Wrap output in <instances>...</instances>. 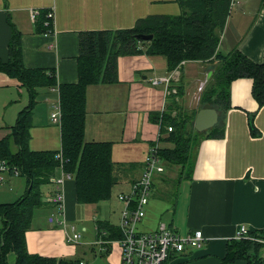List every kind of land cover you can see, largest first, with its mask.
Wrapping results in <instances>:
<instances>
[{
	"label": "crops",
	"instance_id": "crops-1",
	"mask_svg": "<svg viewBox=\"0 0 264 264\" xmlns=\"http://www.w3.org/2000/svg\"><path fill=\"white\" fill-rule=\"evenodd\" d=\"M49 9L54 13L50 25L45 18L42 20ZM35 10L37 14L32 20ZM181 12L174 0H0V64L8 61L7 47L13 35H17L22 65L27 69L40 68L55 79L52 87L36 88L28 149L61 153L60 125L52 122L49 115L59 101L57 87L77 82L79 31L127 29L148 15L176 16ZM227 16L218 44L222 54L236 49L261 64L264 0H230ZM40 21L43 25L39 27ZM115 63L117 82L85 88L83 134L85 143H107L111 147L110 161L117 178L113 186L119 190L114 197L119 219L122 204L116 200L117 195L126 192L139 178L149 145L167 136L153 114L173 118L180 111L190 114L199 110V96L208 81L206 72L213 70L208 63L192 60L169 71L164 57L145 53L121 55ZM151 79H166L167 83L153 85ZM229 87V107L212 106L216 124L198 132L193 130V119L192 125L184 129L190 131L183 132L184 137L196 136L197 140L193 149L195 166L189 178L176 177L178 192L172 204L160 195L159 199L167 203L161 202L162 207L153 210L150 204L156 199L148 201L144 216L160 219L143 224L144 218L139 225V230L149 231L158 220L179 236L201 231L203 241L198 248L171 254L166 264H245L243 259L223 262L228 241L233 240L240 224L250 233L264 229V105L259 106L251 97L250 78L235 79ZM27 101L28 94L20 82L0 67V140L11 131ZM157 144L172 147L168 142ZM58 168L53 177L61 172L63 181L55 183L52 178L39 188L40 204L23 233L24 248L32 255L73 259L79 264H120L119 248L111 240L119 233V220L112 222L106 208L112 194L105 201L78 204L73 177L61 166ZM172 169L178 171L177 167L166 168L169 172ZM159 178L162 184L171 177L156 175V180ZM27 187L26 179L19 174H0V203L18 200ZM154 187L153 182V191ZM57 188L62 194V209L49 201ZM161 210L170 215L168 222L162 220ZM62 221L66 223L64 228ZM71 226L81 235L75 244L65 243ZM14 257L9 253L6 264H13Z\"/></svg>",
	"mask_w": 264,
	"mask_h": 264
},
{
	"label": "trees",
	"instance_id": "trees-1",
	"mask_svg": "<svg viewBox=\"0 0 264 264\" xmlns=\"http://www.w3.org/2000/svg\"><path fill=\"white\" fill-rule=\"evenodd\" d=\"M174 1L182 8V12L176 16L148 15L132 28L78 32L77 82L57 87L58 107L61 110L60 160L56 157V151L38 152L27 147L36 88L52 87L55 79L40 68L27 69L22 65L19 38L13 35L7 47L8 61L0 64V67L20 82L28 94V101L16 116L11 131L0 140V159L15 165L18 174L26 179L28 187L18 200L0 203V264H6L5 257L9 253L15 256L13 264H79L73 259L29 254L24 248L23 233L29 228L34 208L40 204L39 188L51 182L59 166L73 177L75 201L78 204H93L110 198L111 188L117 183L113 173L114 163L110 161L111 147L107 143L84 142V101L87 86L117 82V57L141 53L161 56L169 71L176 69L182 62L195 60L208 63L213 74L205 83V90L201 94L203 96L199 99L202 105L209 102L214 107L223 106L227 109L229 85L231 81L242 78L251 79V97L259 106L264 105V58L261 64H256L236 49L224 54L219 49L220 34L228 17L230 0ZM37 24L39 27L43 25L41 21ZM136 34H152L153 37L143 42L137 39ZM194 113L180 111L173 118L153 114L160 129L165 132L167 126L171 129V132L167 131L166 138L158 139L157 142H168L172 147H160L158 154L166 166L178 168L177 177L189 178L195 166L193 149L197 142L196 136L191 138L190 135H183V132L190 134V131L184 129L192 125ZM251 132L256 135L252 127ZM248 236L264 241V229L249 233ZM120 237L119 231L111 240ZM225 256L224 263L243 259L245 264H264V243L242 237L229 240Z\"/></svg>",
	"mask_w": 264,
	"mask_h": 264
},
{
	"label": "built area",
	"instance_id": "built-area-1",
	"mask_svg": "<svg viewBox=\"0 0 264 264\" xmlns=\"http://www.w3.org/2000/svg\"><path fill=\"white\" fill-rule=\"evenodd\" d=\"M37 11H32L31 19L34 20ZM54 13L52 9L46 14V23L51 24ZM153 85L167 80L151 79ZM53 111L49 115L52 122L60 125L61 110L58 104L53 106ZM166 130L171 132L170 127ZM146 154L143 157V166L140 169V176L137 180L129 185L126 192L119 193L116 200L122 204V209L118 213L119 223L117 225L118 231L121 233L119 239H114L112 243H116L119 248L120 264H166L169 256L174 253H182L185 249L198 248L203 241V235L200 230L191 234L179 236L166 225V223L159 221L154 229L149 231L139 230V225L143 218H145V210L148 205L149 197L151 196L153 180L156 175H162L168 168L163 159L159 156V149L157 141H153L149 145ZM57 159L60 160L61 153L56 154ZM60 169V168H58ZM18 169L15 165H9L5 160L0 159V174L6 173L10 176H17ZM63 177L61 172L59 175L53 177V182L61 183ZM54 195L49 201L57 203L59 209L63 208L61 204L62 194L58 188L54 191ZM63 228L66 223L61 222ZM249 230L242 224L238 226L233 239L245 238L251 241L262 240L249 237ZM80 233L74 231L73 227L70 228V234H65V243H76L80 239Z\"/></svg>",
	"mask_w": 264,
	"mask_h": 264
},
{
	"label": "rangeland",
	"instance_id": "rangeland-1",
	"mask_svg": "<svg viewBox=\"0 0 264 264\" xmlns=\"http://www.w3.org/2000/svg\"><path fill=\"white\" fill-rule=\"evenodd\" d=\"M189 67H191L190 65H189ZM205 85H203V87H202V91L201 92H203L204 90H205ZM202 94V93H201ZM203 95H200L199 96V99L202 97ZM188 113H190V111H187ZM177 170H178V168H177ZM177 171H176V169H172L170 172L169 171H164L163 172V174L162 175H159V177H165L166 175H169L171 178H169V181L168 182H164V183H162V184H160L161 182H162V179H158V180H156V176L154 177V183H155V189H154V191H153V188H152V191H151V196H152V198H150L148 201H152V200H155L156 199V201L155 202H151V209H153V210H155V209H160L161 207H162V204H161V202H163V203H167V202H164L163 200H161V199H159L160 197V195H162L164 198L163 199H165V200H168V201H170L171 202V204H172V202H173V199H174V195H176V187H175V179H176V177H177ZM160 185H163L164 186V188L162 189V188H160ZM115 189V187L113 186L112 187V191H113V193H111L112 194V196H111V198L109 199V201L106 203L107 205H106V208L108 209V214H109V218H110V220L113 222V221H115V222H117L119 219L116 217V210L118 209V204L117 203H115L114 201V197H115V195H116V193L119 191V190H116ZM177 192H178V190H177ZM154 195V196H153ZM160 201V202H159ZM166 205V204H165ZM169 208V207H168ZM34 210H37L36 208H34ZM160 214H161V216H162V220H164L165 222H168L169 221V218H170V215H168L167 214V211L166 210H161V212H160ZM144 219V218H143ZM156 219H160V217L158 218V216H156L155 218H153V219H151L150 220V218L146 215V217H145V219L143 220V224H144V222L146 223L147 221H150V222H155V220ZM157 223L156 224H158V220L156 221ZM142 224V225H143ZM0 227H1V222H0ZM156 227V225L154 226V228ZM153 228V229H154ZM140 229V228H139Z\"/></svg>",
	"mask_w": 264,
	"mask_h": 264
},
{
	"label": "water",
	"instance_id": "water-1",
	"mask_svg": "<svg viewBox=\"0 0 264 264\" xmlns=\"http://www.w3.org/2000/svg\"><path fill=\"white\" fill-rule=\"evenodd\" d=\"M138 40L143 42H148L152 40V34L144 35V34H136ZM206 80L210 78L211 71L207 70L206 72ZM194 121H193V129L197 130L198 132L206 131L209 127H212L216 124L217 115L215 109H213L212 105L207 102L203 104L199 110L195 111L194 113Z\"/></svg>",
	"mask_w": 264,
	"mask_h": 264
}]
</instances>
